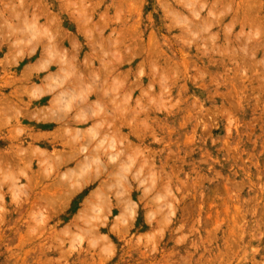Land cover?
I'll return each instance as SVG.
<instances>
[{"label":"rangeland","instance_id":"374dc122","mask_svg":"<svg viewBox=\"0 0 264 264\" xmlns=\"http://www.w3.org/2000/svg\"><path fill=\"white\" fill-rule=\"evenodd\" d=\"M0 264H264V0H0Z\"/></svg>","mask_w":264,"mask_h":264},{"label":"bare ground","instance_id":"6f19581e","mask_svg":"<svg viewBox=\"0 0 264 264\" xmlns=\"http://www.w3.org/2000/svg\"><path fill=\"white\" fill-rule=\"evenodd\" d=\"M91 36H92V35H91ZM53 37H54V36H53ZM59 39H60V38H59ZM55 41H56V40H55ZM60 45H61V44H60ZM73 46H74V44L71 45V47H72L73 50H74V47H73ZM46 50H47V48H46ZM47 51H48V50H47ZM47 51H46V52H47ZM52 51H53V50H52ZM61 53L63 54V51H61ZM55 55L57 56L58 54L55 53ZM55 55H54V53H53V57H52L53 59H54V56H55ZM60 55H61V54H60ZM69 59H71V58H69ZM69 59L66 61V62H68L67 64H66V62L64 63V64H66V66L71 64V63H70L71 60H69ZM61 61H63V59H62ZM69 61H70V62H69ZM42 62H43V61H42ZM39 63H40V61H39ZM69 63H70V64H69ZM91 63H92V62H89V64H91ZM62 64H63V63H62ZM72 64H73V63H72ZM72 64H71V65H72ZM75 65H76V64H75ZM37 66L39 67V64H38ZM69 67H70V66H69ZM69 67H68V68H69ZM71 69H72V68H71ZM77 72H78V71H77ZM73 73H74V71L72 72V74H73ZM89 73H90V72H89ZM55 74H57V73H55ZM58 75H59V74H57V76H56V77H57V79H56L57 81H59V79H61V78H62V80H63L64 78H65V79L68 78V77H67V74H65L66 77H64L65 75L63 74L60 78L58 77ZM54 76H55V75H53L52 77H54ZM75 76H76V75H75ZM97 76H98V75L95 74V78H96V79L99 78V77H97ZM93 77H94V76H93ZM48 78H49V77H48ZM50 78H51V77H50ZM51 79H52V78H51ZM65 79H64V81L66 82ZM74 79H75V78H74ZM37 80H38V79H37ZM77 80H78V79H76V81H77ZM43 81H44V80H43ZM51 81H52V80H51ZM46 82H47V81H46ZM48 82H49V81H48ZM52 82H53V81H52ZM60 82H61V80H60ZM65 82H64V83H65ZM79 82H80V81H79ZM64 83H63V84H64ZM75 83H76V82H75ZM88 83H89V82H88ZM49 84H51V83H49ZM57 84H58V83H57ZM70 84L72 85V83H70ZM89 84H90V83H89ZM91 84H93V83H91ZM91 84H90V85H91ZM55 85H56V84H55ZM55 85L53 84V86H55ZM71 85H70V86H71ZM73 85H74V84H73ZM79 85H80V87H82V85H81L80 83H78V86H79ZM64 86H65V85H64ZM75 86H76V85H75ZM92 86H94V87H93L94 89L96 88L95 85H92ZM50 87H51V86H50ZM55 88L57 89L56 86L54 87V89H55ZM58 88H59V87H58ZM54 89H53V90H54ZM71 89H72V88H71ZM51 90H52V87H51L50 91H51ZM78 90H81V89H79V87H78ZM78 90H77V91H78ZM99 90H100V89H99ZM70 91H71V90H70ZM91 91H93V90H91ZM72 92L75 94V91H74V90H73ZM78 92L81 93V91H78ZM78 92H77V93H78ZM97 92H98V91H97ZM42 93H43V92H42ZM90 93H91V92H90ZM98 93H99V92H98ZM104 93H106V92H104ZM50 94H51V93H50ZM52 94H53V93H52ZM71 94H72V93H71ZM100 94H101V93H100ZM41 95H42V94H41ZM59 95H60V94H59ZM101 95H102V94H101ZM104 95H105V94H104ZM49 96H50V95H49ZM60 96H61V95H60ZM71 96H72V95H71ZM73 96H75V95H73ZM91 96L96 97L97 94H96V93H93ZM61 98H62V97H61ZM67 98H68V97H67ZM86 98H87V97H86ZM90 98H91V97H90ZM62 99H63V98H62ZM62 99H61V100H62ZM96 99H97V98H96ZM41 100H42V99H41ZM85 100H86V99H85ZM54 101H55V100H54ZM54 101H52V102H54ZM77 101H78V100H77ZM111 101H112V100H111ZM79 102H80V101H78V104H77L76 106L79 105ZM85 102H86V101H85ZM90 102H91V101H90ZM12 103H13V102H12ZM12 103H11V105H12ZM42 103H43V102H42ZM54 103H55V102H54ZM73 103H74V102H73ZM82 103H83V100H82ZM82 103H80V104H82ZM13 104H14V103H13ZM74 104H75V103H74ZM83 104H84V103H83ZM89 104H90V103H89ZM102 104H104V103H102ZM54 105H55V104H54ZM94 105L96 106L97 103L94 104ZM116 106H117V105H116ZM53 107H57V106L55 105V106H53ZM97 107L99 108V107H101V105H100V106H97ZM118 107H121V106L118 105ZM19 108H21V107H19ZM71 108H72V103H71ZM49 109H50V108H49ZM57 109H58V108H57ZM57 109H56V110H57ZM121 109H122V108H121ZM121 109L119 108V111H122V110H123V109H122V110H121ZM22 110H23V109H22ZM51 110H52V109H51ZM109 110H110V109H109ZM27 111H29V110H27ZM63 111H64V110H63ZM70 111H71V110H70ZM87 111H88V110H87ZM29 112H31V111H29ZM38 112H40V111L38 110ZM38 112L36 113L37 116L39 115ZM45 112H46V111H45ZM52 112L55 114V111H52ZM117 112H118V111H117ZM117 112H116V113H117ZM23 113H24V112H23ZM31 113H32V112H31ZM40 113L43 114V110H42V112H40ZM49 113H51V112H49ZM49 113H48V115L50 116ZM53 113H51V116H52V117H53V115H54ZM67 113H69V112H67ZM79 113H80V112H79ZM120 113L122 114L123 111L120 112ZM36 114H32L33 117H34V115L36 116ZM52 114H53V115H52ZM65 114H66V113H65ZM125 114H126V113H125ZM32 115H31V116H32ZM40 115H41V114H40ZM44 115L47 116V112H46V114H44ZM44 115H43V116H44ZM56 115H59V114L56 113ZM91 115H92V114H91ZM115 115H116V114H115ZM115 115H113V116H115ZM122 115L124 116V114H122ZM29 116H30V115H29ZM43 116H42V119L44 120L45 116H44V118H43ZM49 116H47V117H49ZM27 117H28V116H27ZM47 117H46V118H47ZM52 117H50V118H52ZM117 117H118V116H117ZM126 117H127V115H126ZM35 118H36V117H35ZM67 118H68V117H67ZM115 118H116V116H115ZM124 118H125V117H124ZM74 119H75V118H74ZM51 120H52V119H51ZM57 120H59V118H57ZM60 120H61V119H60ZM63 120H64V119H63ZM37 121H40V119H38ZM52 121H53V120H52ZM122 121H123V120H122ZM60 122H61V121H59V123H60ZM62 122H63V121H62ZM44 123H45V122H44ZM121 123H122V122H121ZM45 124H47V126L54 125V123H52V124H51V123H45ZM45 124H44V125H45ZM87 124H88V123H87ZM102 124H103V123H102ZM57 125H58V124H57ZM77 125H78V124H77ZM111 125H112V124H111ZM45 126H46V125H45ZM82 126H83V124H82ZM36 128H37V127H36ZM39 128H40V126H39ZM60 128H61V127H60ZM57 131H59V130L57 129ZM54 135H55V134H54ZM51 136H52V135H51ZM80 137H81V136H80ZM44 138H45V137H44ZM44 138H43V139H44ZM47 139H48V138H47ZM45 140H46V139H45ZM88 202H89V201H88Z\"/></svg>","mask_w":264,"mask_h":264},{"label":"crops","instance_id":"0c3cea01","mask_svg":"<svg viewBox=\"0 0 264 264\" xmlns=\"http://www.w3.org/2000/svg\"><path fill=\"white\" fill-rule=\"evenodd\" d=\"M75 115H76V114H75L74 112H73L72 115H65V117H62V120H63V119H64V120H67V121L70 120V119H71V120H74ZM67 117H68V118H67ZM51 119H52L53 121H52ZM44 122H45V123H51V124L54 123V124H55V120H54L53 118H49L47 121H44ZM44 122H42L43 126L47 125V124H45ZM44 124H45V125H44Z\"/></svg>","mask_w":264,"mask_h":264}]
</instances>
